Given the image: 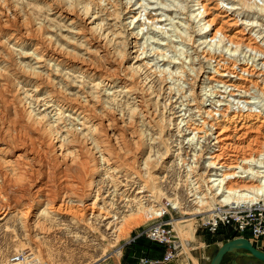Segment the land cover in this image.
<instances>
[{"label": "rangeland", "instance_id": "374dc122", "mask_svg": "<svg viewBox=\"0 0 264 264\" xmlns=\"http://www.w3.org/2000/svg\"><path fill=\"white\" fill-rule=\"evenodd\" d=\"M67 1L9 0V3L12 9L21 15V18L22 16L29 18L27 19L28 21H25L34 26V28L41 25L44 30L48 29L49 31L47 35L48 37H51V43L53 44L55 42L53 45H59L60 48H63L65 53L67 52L66 54H68L69 57L78 60V63L79 60L80 63H82L85 61V59H87L85 62H88L89 56L87 55H90L91 53L88 50L86 51L87 48L84 46L85 44H83L79 38L66 33V30H69L71 27L69 25L70 20L64 18V16L58 17V14L55 13L56 10L59 11L60 9L64 8L65 10H70L72 13H76L75 11L78 12L79 7L90 5L92 10L95 9L93 13H96V17H99L95 23L98 25L104 24L103 26L101 25V28L105 29L106 32L111 34L113 33V22L115 23L118 20L117 13L121 11L124 12L128 7L127 9L132 11V13L123 17V23L129 32L132 31L133 34L135 33L134 36L136 37L135 46H129V51L134 52L131 56L135 57L136 55L140 54L142 48H144L147 59L143 60V63H151L150 66H153V69L155 67L161 70L163 68H168L167 71L173 74V77L171 76L173 79L168 80V84H165L163 82L164 80H162V78H158L157 75L152 73L149 74V80L152 83L151 86L153 94L155 96H159V94L161 95L159 99L160 108H158L160 112L164 106L163 104H166L167 101H169L168 107L171 105L169 107L171 114H168V110V112L165 113L163 117L164 119L165 117L167 118L163 120V123H157L158 125L156 124L158 118L157 115L151 118V123L149 124L147 123L148 121L141 118L140 113H138L140 97H142L144 100H148L153 96V94L152 96H146L145 93L141 91V89L136 90V92L134 91L135 93L133 95L132 93L128 94L125 92V89L121 87H113L112 89H108L106 91L103 90V92L101 90L98 101L95 100V102L93 100L92 103H89L95 107L94 110L97 116L100 114L101 116L106 114L104 112H108L107 114L112 116H122L120 120H123L122 122L124 123H122L121 126H123V129H125L124 131L126 132L124 138L129 141V144L133 143L132 145L130 144V147L132 146L130 148L131 150L129 149L128 154L125 155L124 158H129V162L133 159L132 161L134 169H136V172L138 171L137 176L134 178V175L132 174L127 176V179L123 175L125 173H119L118 175L114 174V176L116 175L119 181L122 182V185L128 184V187L132 190V195H135L136 191L143 188L142 182L140 181L151 179L152 184H154V191H159L161 195L160 202L157 204L151 199L144 198L142 200L143 204L141 203L140 206L149 211L147 218H142L143 216L140 215H130L131 212L126 209V204L123 202H120L122 203L120 204L118 197L114 198V200L117 199L116 202L114 201V207L116 208L113 209V214L111 215L113 216L116 213L117 221L113 220L115 219L114 217L111 219V221L119 224V218L120 221L121 218H124V223L122 222L121 227L118 224L115 226L117 228L120 227L119 231H116L115 229L110 231L106 230V224L95 221L90 214V211H88L87 216L84 214V217H82V219L76 224L74 223V220L71 219V215L66 214H58L54 218L39 217V204H36L33 207V209L30 211V214L26 216L23 215V217L25 216L24 218H21L22 216H20L18 212L11 209L7 216L3 220H0V264H145L144 262L161 260L165 255L163 248L156 243H152L142 235L144 231L147 230L151 225L158 222L170 223L173 230V238L176 239L178 244L181 243L180 249H178L179 251H177L174 259L168 264H209L210 256L217 248H219L223 243L234 238H239L240 236L227 229H221L216 234L209 235L206 228L203 227L204 222H206L214 214L216 209L224 205L223 203L218 202L221 200V196L215 198L214 202H212L213 200H211V198L214 196V194H219L220 192L219 190H216L206 194V182L209 179L211 180L214 178V176L210 177L211 174L215 175L225 170V167L217 169L221 167L220 164L223 166H229L231 163H236L233 165L238 164V166L242 168L244 167L245 171H248L251 176H254L255 173L256 176L259 174V176H264V101L259 103L261 99H254L252 103L244 105L246 104L244 102L247 98H241L242 100H239L237 97L228 96L229 91H232L238 97L240 95L242 96L243 94L241 91H235L232 88L225 89V87H222V85L216 81L218 78L217 72L220 73V75H226L227 73L223 71L224 68H231L234 64L233 62L236 61L235 66L237 67V75L234 73L229 77V79H231V81L235 84L238 83L239 85L242 84L246 86H249L250 82H256L257 86L264 92V67L261 65L263 60H258L256 57L253 59L254 54L251 51H248L246 48H240V51L238 50L237 53L231 55L229 54V51H226V43L220 46L213 45L211 47L210 45L213 43L212 41L210 42V40L212 39L211 37L213 36L214 32L216 30H220L223 34H225L226 37L229 39L231 38L230 40L234 42L237 41L238 38L246 39L250 36L252 39H254L250 41V44L255 45L254 43L256 42L257 45H262L261 47L264 49V39L261 41V39L264 38V17L247 16L245 13L238 16L237 14H239L241 11L240 6H234L233 9L227 0H200V4L206 5L207 8L206 14H203L202 17L199 15L202 14V8L200 4L199 6L197 5L198 3L196 0H132L130 4H128L129 0H92L93 2L91 0H76L73 1L75 6H73L72 2ZM251 1L256 2L259 5L264 3V0ZM70 3H72V5H70ZM233 4L235 5V3ZM49 5L52 6V9H54L53 11H49ZM76 5L77 7L79 5L80 6L77 8ZM139 5H143L144 8H146L144 12ZM74 7H76V9ZM185 14L187 17L189 15H193V18H195L193 23L186 21ZM152 20L157 21L156 28H154V26L151 24ZM207 21H212L210 27L206 26ZM243 28L245 30L242 32L241 30ZM14 29L16 30V28ZM184 29H187L185 33H188L190 36L194 37V43L192 47L191 44L190 46L183 45V42H181L183 41L181 40L182 38H179L178 36V34L180 37L183 36ZM152 30H154V32ZM239 31L242 33H237ZM11 32L12 31L9 30L6 33L10 35ZM12 33L17 34L15 31ZM62 36L65 37L61 39ZM66 36L67 39L69 36L68 40H70V44L69 41L65 39ZM6 37L8 36L2 37L1 40H5ZM27 38L19 40L20 42H18V44H14V40L9 41L8 43L10 48L0 45V56L7 57V53L9 52L13 58H16L15 55L21 53L27 56L26 58L17 57L19 58V61H22V65L26 68L31 65L33 66L35 62L34 60H31V57L35 58L32 51L36 41L34 37ZM217 40L218 38L215 39V41ZM167 45L170 48L166 47ZM139 49L140 52L135 53L136 51H139ZM230 49L231 48L229 47L228 50ZM204 52L205 54L203 55ZM206 52H209L208 55L210 57L212 55L214 59L210 61L206 60L209 57L207 56ZM93 54L91 55L95 56V54ZM108 57L110 56L108 55ZM140 57L143 58L144 56ZM112 58L113 56L107 60L114 62L112 61ZM162 59H164L166 62L169 61L174 64L163 65L165 61H162ZM7 60L9 59L7 58ZM182 60L185 62L183 65L185 71L181 70L184 71V73H179V63ZM132 61L133 60L128 62L129 64H126V67L134 62ZM142 62L137 63L141 66L140 68H144L142 67ZM4 65L5 68L8 66L5 64V62H3L0 64V68ZM43 66L42 69L39 70L41 71V74L44 77H51V79H55V82H59L58 85L61 88L60 92H62L64 95H67V97L71 99L78 101L83 100L82 97H80L81 93L83 91L91 93V84L98 82L96 79L88 80V78L84 77L85 89L79 91L77 89L79 85L78 80L81 79L82 75L78 74L79 71L76 66L70 72H68L69 69H66L65 65L55 66L53 63L48 62ZM246 68L248 69V72L252 73V75L254 74V76L247 75V73H242L240 71V69ZM191 69H193L194 72H191ZM122 70H124V68ZM121 72L122 71H120V73ZM174 73L181 74V76L179 75L178 77L177 75V77H174ZM257 73H261L259 79L256 78L258 75ZM122 74H126V76L129 75V73H125L124 71ZM195 74H200L199 80H196V82L193 80V76ZM129 76H131V74ZM75 77L78 78L77 81ZM238 77L242 78L239 79ZM209 78L212 79L209 80ZM63 79L66 82L63 81ZM29 82L30 84L21 83L18 87H14L13 85V93L11 92V89H7L8 91H4L6 93H4V96L8 99L13 98V95L17 98L22 97L24 101L26 100V103H31L30 100L31 98H34L32 96L34 94H36L35 97L38 99L43 98L45 96V90L41 89L39 92H32L34 88V79H29ZM169 86L172 87L171 95L168 94L169 91L166 90ZM178 86H180L179 89L183 90L184 96H186L187 99L182 98L180 96L181 94L177 92L176 89H178ZM16 90L18 91L14 94V91ZM213 91L218 94L210 95V93ZM191 92L195 95H201L203 98L205 96L206 100H208L206 102L205 111H211L212 116H214L211 119H206V121L209 122L204 128L206 129L204 131H207L206 135L202 133L195 134V132L190 133L189 130H186V123H188V125L191 124L194 128H200L201 123L203 120H205V115L204 117H201L197 112V109L194 108V105H186L188 99L190 98ZM111 98H113L115 101L114 103L110 101ZM148 102L140 106L146 107L143 109H149V106H147ZM136 107H138L137 110L134 109ZM226 107H230V109L226 112L228 118H224V115L221 116L219 113V110L222 111V113H225L224 110ZM237 107H244L243 112L241 111L243 116H245L248 112L246 107L248 109L249 107H253L251 112L252 115L250 117H246L244 120H237L236 123H233L235 125L232 124L231 126L228 119L238 112ZM37 109L38 111H34L33 113L36 114V118L42 121V125L47 126L48 123H53V120L56 118L54 115L57 113L56 110H53L52 107L46 109L44 106L36 108V110ZM4 110L5 108L3 111ZM38 113L41 114L38 115ZM45 113L48 115V117L41 118V115ZM64 116L74 119V121H72L74 125L75 123L76 125L79 124L78 120H75L74 115L71 112H64ZM169 118L172 121L169 122ZM6 119L7 117H3L0 125V127H6L5 130L10 128L8 126L9 120ZM128 119L132 121H128ZM175 123H180L179 128H182L183 131L186 130L185 133H177ZM211 124L216 125L215 127L217 128L210 130L208 126ZM76 127L78 129L80 128L79 126ZM223 127L224 130L227 129V131L224 133L225 136H229V140L225 142H227L226 144L230 143L232 145L226 150L223 149L225 152L218 149V146L215 144L214 140V137ZM5 130L0 133L1 142L9 143V140H20L18 135H12L9 131L5 132ZM34 130L35 128H29V133L25 134L26 140L24 144H18L19 147H15L16 151L13 154L14 158L19 156V159H17L18 163H20L22 166H25L24 170L26 175L22 177V179L20 177V180L18 179L19 182L16 181V183H14V181H9L10 184H7L6 182L7 185H3L5 187H3L2 198L0 199V202L4 203L6 200L3 199H6L5 197H7V199L11 200L12 205L15 204V201H17L19 205H22V203L27 204L34 198L35 194L39 192L40 189H43L45 186L48 188H51V186L58 187L60 184L59 173L61 171H58L55 175H52L53 165L58 160V153L53 151L51 144L48 145V136L45 135V133L42 132L40 128H37L35 131L37 132L40 130L41 133L39 131L35 133ZM130 133L132 134L130 135ZM242 133H246V135L243 136L244 138L240 136ZM193 134H195L196 139L192 138ZM198 136L199 139H197ZM137 139L140 141L139 145L135 144ZM235 147L238 148L236 149ZM239 149L241 150L239 151ZM71 151L72 150H68L66 153H70ZM212 153H215L218 158L220 157V164L219 166H216L215 169H210V162L212 160L207 159ZM149 154L152 161L154 160L152 163L154 167L151 169H146L143 168L141 163H143V161L149 157ZM31 157H36L35 161L31 159ZM39 157H41V159ZM4 158H7V156H4ZM245 161L247 163H245ZM1 169L2 168H0V170ZM106 169L104 168V171H107ZM8 170L10 169L3 168L1 172L6 171L8 173ZM31 173L32 176L30 175ZM243 174L245 175L246 173H238V175ZM126 175L129 174L127 173ZM131 177L134 179H131ZM125 179L127 181L130 180V182L132 181V184H130L129 181L126 183ZM96 180L98 183L96 184L99 187H102V189H105L101 191L103 194L102 197H105L107 194V198L105 197L102 201L104 203L107 202V204L105 203L106 205L109 204V201H113L112 197L110 198V196H115V193H120V191H123V188L121 187L119 188V192H115L113 188H110L109 184L105 183V172L103 171L98 174ZM262 180H264V178ZM231 182L232 183L229 186H232V184L235 182L237 186L234 184L232 186V188L235 189L246 185L241 178H236ZM48 184L51 186H48ZM195 193L198 194L195 195V198L196 196L201 197L202 195L206 194V202L208 203L206 205L207 207L204 206L203 208H199V205L195 203ZM102 202H99L97 206H102ZM161 208L165 209L166 211L164 216L161 218H156L155 215H152V213H156V211L160 210ZM196 210H200L201 214L195 213ZM151 211L153 212L151 213ZM93 214L97 215V211H94ZM0 218L2 217L0 216ZM25 218L28 224L40 223V226L36 229V231L30 233L24 232L22 230L21 222L24 221ZM87 222L90 226L92 224L93 228L97 230L87 229L84 226ZM183 233H188L189 236L186 239V253L184 252V247L182 246V241L185 239H182L181 237V235L183 236ZM179 234L181 235L179 236ZM241 238L247 239L246 237ZM247 240L250 241V239ZM250 242L255 248L264 251V238L256 241L251 240ZM154 247H159V253L156 254L153 252L152 248ZM118 251L119 254L117 253ZM235 252H237V255L234 253L225 254L220 264H262V262L252 258L249 255H243L245 252L242 250ZM150 254L153 256H150ZM17 255L19 257L18 261H14V257Z\"/></svg>", "mask_w": 264, "mask_h": 264}, {"label": "bare ground", "instance_id": "6f19581e", "mask_svg": "<svg viewBox=\"0 0 264 264\" xmlns=\"http://www.w3.org/2000/svg\"><path fill=\"white\" fill-rule=\"evenodd\" d=\"M73 1H76V0H69L67 2L73 3ZM131 1L132 0H129L128 4H130ZM227 1H229V5L233 9H234V6H240L241 11L239 14H237L238 16L240 14L245 13V14H247V16H256V17L263 16L264 17V3L259 5L256 2H253L251 0H227ZM196 2L198 3L197 5L199 6L200 0H196ZM51 3H52V1H51ZM72 3H70V5H72ZM233 3H235V5ZM99 5H101V4H99ZM73 6H75L74 3H73ZM93 6H94V4H93ZM139 6H140V8L143 9L142 11L144 12L146 8H144L143 5H139ZM200 6L202 8V14H199V15H200V17H202L203 14H206L207 8H206V5L200 4ZM48 7H49V11L54 10V9H52V6L49 5ZM76 7H77V5H76ZM76 7H74V8L76 9ZM127 8L124 12L121 11V12L117 13L118 20L115 23L113 22V25H112L113 33H111V34L109 32H106L105 29L101 28L102 24L98 25L95 23L97 18H99V17H96L97 14L93 13V11L95 9L92 10L90 5L79 7L78 12L74 10L76 13H72V12H70V10H67V9L65 10L64 8H62L63 10L62 9H60L59 11L56 10L55 13L58 14V17L64 16V18H67L68 20H70L69 25L71 27L69 30H66V33L71 35V36H76L77 38H79V40L82 41L83 44H85L84 46H86V48H87L86 51L88 50L91 54H93V53L95 54V56H92L91 54L87 55V56H89L88 62H85L87 59H85V61H83V59L81 58L83 62L80 63V60H79V63H78L77 62L78 60H76L75 58L69 57L68 54H66L67 52L65 53L63 51V48H60L59 45H57V44L53 45L55 42L53 44L51 43L52 42L50 40L51 37H48V35H47V33L49 31L48 29H46L47 31L44 30V28L41 27V25L38 27L36 26V28H34V26H32L30 23L27 22L28 21L27 19H29V18H25L22 16V18H23L22 19L20 17L21 15L18 14V12L14 11V9H12V7L10 6L9 0H0V45L3 47L5 46L6 48H10L9 43H8L9 41L14 40V44H18V42H20L19 40L26 39L27 37H30V38L34 37V39L36 41V44L34 45L33 51H32L35 58L31 57V60H34V62H35L33 65L34 67L31 65V66L26 68L22 65V61H19V58H26L27 56L23 55L21 53L16 54L15 55L16 58L15 57L13 58L9 52L8 53L6 52L8 54L7 57L6 56H0V64L5 62V64L8 65L6 68H5V65L0 68V125H1V121H2L3 117L4 118L7 117L6 120H9L8 126L10 127L9 129H6V130H5L6 127L5 128L3 126L0 127V133L3 132L4 130H5V132L9 131L12 135H18L19 139H20L18 141L9 140V143L0 141V168H2V169L3 168H9L10 169V170H8L9 171L8 173L6 171L1 172L2 169L0 170V199L2 198L3 187H5L3 185H5L6 182H7V184H10L9 181L10 182L14 181V183H16V181H18V179L20 180V177L22 179V177H24L26 175L25 170H24L25 166L24 165L22 166L20 163H18L17 159H19L18 158L19 156L14 158L13 154L16 151L15 147H19L18 144H24V142L26 140L25 134L29 133V131H28L29 128L30 129L35 128V130L37 128H40L42 130V132H44L45 135L48 136V141H47L48 145L51 144V148L53 149V151L58 153V160L53 165L52 175H55L58 171H61L59 173L60 174V184L58 185V187H52L51 185L48 184V186H51V188L50 187L48 188L47 186H45V187H47V188L44 187L45 190H44V188L40 189V191L35 194V196L32 200L30 198L31 201L27 204L22 203V205H19V203H17V201H15V204L12 205L11 200H9V199H7V197H5L6 199H3V200H6V201L4 203L0 202V216L2 217V218H0V220H3L7 216V214L9 213V211L11 209L18 212V214L20 216H22L21 218H24L26 215L30 214V211L33 209V207L36 204L37 205L39 204L40 205V209L38 211L39 217L41 216V217H53L54 218L58 214H66V215H71V219H73L74 223L77 224V222L80 221L82 219V217H84V214L87 216L88 211H90V214L92 215V217L94 218L95 221L102 222V223L106 224V225L104 224L105 226H107L106 230L110 231L112 229H115L116 231H119L120 227L122 226V222H123L124 218L123 219L121 218V221L119 218V224L115 223L114 221H111V219H113V217L115 218L113 220L117 221V218H116L117 214L115 213V215H113V216L111 215V214H113L112 213L113 209L116 208V207H114V203L117 201V199L114 200V198L118 197L119 203L123 202L126 204V205L125 204L124 205H125L126 209H128V211L131 212L130 215H140V216H143L142 218H147L148 211H149V210H145L144 207L140 206L142 203V200L144 198L151 199L154 203H157V204L160 202L161 195H160L159 191H157V190L154 191V188H153L154 184H152L151 179L146 180V181H140V182H142L143 188L141 190L139 189L138 191H136L135 195H132V192H131L132 190L128 187V184L127 185L121 184L122 182H120L119 179L116 177V175H118L119 173H125V174H123L125 178L127 176L132 175V174L134 175V178H135V176H137V173H138V171L136 172V169H134L133 161H132L133 159L131 160L132 162L131 161L129 162V160H130L129 158H128L129 160L124 158L125 155L128 154L129 149L132 147V146L130 147V144L132 145L133 143L129 144V141H127L124 138L126 132L124 131L125 129H123V126H121V124L124 123V122H122L123 120L122 121L120 120L122 118V116H120V115L119 116H112V115L107 114L108 112H104L106 114H103L102 116H101V114L99 116H97L95 114L96 112L94 110L95 107L92 104L91 105L89 104V103H92L93 100L98 101L99 94H100L101 90L103 92V90L106 91L108 89H112L113 87H121V88L125 89V92H127L128 94L132 93V95L136 92V90L141 89V91L143 93H145L146 96L147 95L152 96V94H153L152 86H151L152 83L149 80L150 79L149 74H151V73L157 75L158 78H162V80H164L163 82L165 84H168V82H169L168 80L173 79V78H171V76L173 77V74L169 73L167 71L168 68H166V69L163 68L161 70V69L154 66L155 68L153 69V66H150L151 63L149 64L148 62H145V63L142 62L143 60L147 59L145 56L146 52H144L145 51L144 48H142L140 54L136 55L135 57L131 56L132 53H134V52L129 51V46H132V47L135 46L136 37L134 36L135 33L133 34L132 31L129 32V30L127 29V27L123 23V17L132 13V11H129V9H127ZM116 9H117V7H116ZM183 11H180V12H183ZM185 16H186V14H185ZM185 19L187 22L193 23V20L195 18H193V15H189L188 17L186 16ZM25 20H27V21H25ZM113 20H115V19H113ZM212 21H214V20H212ZM212 21H207L206 26L210 27ZM156 23H157L156 20L151 21V24L154 26V28H156ZM144 25H146V24H144ZM185 25H186V23H185ZM14 28H16V30ZM9 30H11L12 32L15 31V32H17V34L11 32V34L8 35L6 32ZM186 30L187 29L183 30L184 34H183V36L181 35L182 37H180L179 34H178V36H179V38H182L181 40H183V41H181V42H183V45L190 46V44H191V47H192L193 43H194V37L190 36L188 33H185ZM244 30L245 29L243 28L241 31L243 32ZM152 31L154 32V30H152ZM241 31H239L237 33L240 34ZM5 36H8V37H6L5 40H1L2 37H5ZM64 37L65 36H62L61 39ZM73 38H75V37H73ZM211 38L212 39L210 40V42L212 41V43H213L210 45L211 47L213 45L214 46H220V45H223L224 43H226L225 44L226 51H229L230 52L229 54H231V55L237 53V51L240 48H246L248 51H251L254 54L253 59H255V57H256L258 60H263V63L261 65H263L262 67H264V49L261 47L262 45L259 46L256 44V42L254 43L255 45L250 44V41L254 40L250 36L246 39L245 38L244 39L238 38V40L234 42V41L230 40L231 38L229 39L228 37H226L225 34H223L220 30H216ZM216 38H218L217 41H215ZM65 39H67V36ZM68 39H69V36H68ZM263 39L264 38H262L261 41ZM68 41L70 44V40H68ZM186 42H187V44H186ZM133 43H134V45H133ZM136 45H137V43H136ZM226 45H228V46H226ZM166 47H169V46L167 45ZM229 47L231 48L230 50H228ZM64 50L67 51L66 49H64ZM138 52H140V49H139V51H136L135 53H138ZM204 54H205V52L203 53V55ZM208 54H209V52L207 53V56H209ZM108 55L110 57H108ZM112 56H113L112 61H114V62L108 61L107 59L111 58ZM140 56H142V57L144 56V57L141 58ZM17 57H19V58H17ZM7 58L9 60H7ZM212 59H214V57H212V55H211V57L209 56L208 59H206V60L210 61ZM131 60H133L134 62L132 61L133 63L126 67V64H129L128 62H130ZM162 61H165V60L162 59ZM183 61L184 60H182L179 63L180 64L179 73H182V72L184 73V71H185L184 67H183L185 62H183ZM48 62L53 63L55 66L65 65L66 69H69L68 72L72 71L76 66V68L79 71V72L77 71L78 74L82 75L81 79H79L80 81L78 80L79 85H78L77 89L79 91H82L85 89V86H84L85 78H88V80L96 79V80H98V82L95 84H91V86H90V89L92 90V92L90 91L91 93H87L86 91H83L81 93L80 97H82L83 100L78 101L75 99H71V98L67 97V95H64V94H62V92H60L61 88L58 85L59 82H55L54 81L55 79H51V77L50 78L44 77L41 74V71H39L42 69V66ZM139 62H142V64H143L142 67H144V68H140L141 66L137 64ZM235 62H233L234 64L232 65L231 68L224 66L226 68H224L223 71L226 72L228 74V76H227V74L226 75L225 74L220 75V73L217 72V75H218L217 76L218 78L216 79L217 83L221 84L222 87H225V89L232 88L235 91H241L243 94L242 96L240 95L238 97L232 91L228 92V96L237 97V98H239V100L241 98H247L244 102L246 104H244V105L252 103V101L254 99H261L259 101V103L264 101V92L262 91L261 88H259L257 86L256 82H254V83L250 82L249 86H246V85H242V84L239 85L238 83L235 84L234 82L231 81V79H229V77L232 74L237 73L236 72L237 67L235 66ZM165 64L170 65V64H174V63L169 62V61H167V62L165 61L163 63V65H165ZM123 68H124V70H122ZM181 70H184V71H181ZM120 71H122V72L124 71L125 73H129V75L131 74V76H129V75L126 76V74L124 75V74H122V72L120 73ZM192 71H193V69H191V72ZM240 71L242 73H247V75L254 76V74L252 75V73L248 72L247 68L246 69H240ZM215 72H216V70H215ZM177 73H174V77L175 76L177 77V75H178V77H179V75L181 76V74H177ZM260 74L261 73H259L256 76L257 79L260 78ZM199 76H200V74L199 75L195 74L193 76V78H194L193 80H195V82H196V80H199ZM76 77H78V76H76ZM181 78H184V77H181ZM241 78L242 77H240L239 79H241ZM29 79H34V84H33L34 88H33L32 92H39L41 89L45 90V96L43 98L38 99L37 97H35L36 94H34V95H32L34 98L33 99L31 98V100H30L31 103H26V100L24 101L22 97L17 98L16 96L13 95V98L8 99L4 96V93H5L4 91L7 89H11V92L13 93L15 86L18 87L19 84H21V83L30 84ZM77 79L78 78H76V81H77ZM211 79L212 78H209V80H211ZM63 81H65V80L63 79ZM164 83H163V85H164ZM178 83H179V81H178ZM13 85H14V87H13ZM179 87L180 86H178V89H176L177 92L181 94L180 96L182 98L187 99V97L184 96L183 90L179 89ZM18 90L14 91V94ZM98 90H99V92H98ZM166 90L169 91L168 94L171 95L172 87L169 86ZM192 90H194V89H192ZM192 92H191V95H190V98L188 99V101L186 100L187 101L186 105H190V104L194 105L195 106L194 108L197 109V112L199 113V115L201 117L202 116L204 117V115H205V120H203V122L201 123L200 128H196V127L194 128L191 124L188 125V123H186V128H187L186 130H189L190 133L195 132V134L202 133V134L206 135L207 131H204V130H206L204 128L209 123L206 121V119H208V118L211 119L214 116H212L211 111H209V110L205 111L206 102L208 101V100H206L205 96L203 98V97H201V95H197V94L195 95ZM217 94L218 93H216L214 91L212 93H210V95H217ZM160 96H161L160 94H159V96L158 95L155 96L153 94V96L151 98H149L148 100L147 99L144 100L142 97H140L139 109H138V107L134 108L136 110L137 109L139 110L138 113H140L141 118H143L144 120H147L148 121L147 123H149V124L151 123V118L155 117L156 115L158 116V118H157V121L156 120H154V121H156V124L157 123L160 124L161 122L163 123V120H165L167 118V117H165V119H164L163 117H164V114L168 112V110H169L168 114L169 115L171 114L170 108H169L171 105L168 107L169 101H167L166 104H163L164 105L163 107L161 105V107H162L161 112L158 109V108H160V104H159ZM248 99H251V100H248ZM110 101L112 103L115 102L113 100V98H111ZM146 102H148L147 106H149V109H143L146 107L140 106ZM17 103L19 104V107H18ZM41 106L46 107V109H48L49 107H52L53 110L57 111V113L54 114L56 116V118L53 120V123H48V125L45 123L47 126L42 125V121L39 120L38 118H36L35 117L36 114L33 113L34 111H38V109L36 110V108H39ZM229 106H230V104H229ZM252 106H254V105H252ZM1 108H3V109L5 108V110L3 111V109H1ZM237 108H238V112H236L231 118L228 119V121L230 122L229 124L231 126L233 123H236L237 120H239V119L244 120V119H246V117H250L252 115L251 112H252L253 107H249V109L246 107L248 112L246 113L245 116H243V114L241 113V111L243 112L244 107L243 108L237 107ZM229 109H230V107H226V109L224 110L225 113H222V111L219 110L220 115L221 116L224 115V118L225 117L228 118V115H226V112ZM66 111L71 112L74 115L75 120H78L79 124L76 125V123H75V125H74L72 122V121H74V119H71V117L67 118V116H64V112H66ZM39 114H41V113H38V115ZM46 117H48V115L46 113L41 115V118H46ZM129 120L130 119H128V121ZM130 121H132V120H130ZM168 121L170 122L172 120L169 118ZM179 125H180V123L175 125L177 133H182V132L185 133L186 130L183 131L182 128L180 129ZM233 125H235V124H233ZM68 126H70V127H68ZM76 126H79L80 128L78 129ZM215 126L216 125L211 124L208 127L210 130H212L214 128H217ZM233 127H235V126H233ZM243 127H245V126H243ZM35 130H34L35 133H37L38 131L40 132V130H38L37 132ZM243 130H244V128H243ZM26 131H28V132H26ZM226 131H227V129L224 130V127H223V128H221L220 132L214 137L215 144L218 146V149L222 150V151H224L223 149L226 150L227 148H230L232 146L230 143L226 144L227 142H225V141L229 140V136H225V134H224ZM238 131H240V130H238ZM257 133H258V130H257ZM131 134L132 133H130V135ZM195 134H193L192 138H195ZM244 135H246V133H242V135H240V136L243 137ZM42 137H44V136H42ZM197 139H199V136L197 137ZM156 143L158 144L157 141H156ZM135 144L139 145L140 141L137 139ZM238 144H240V143H238ZM238 147H235V148L237 149ZM248 148H246V149L249 150ZM242 149H244V148H242ZM68 150H72V151L70 153H66ZM240 150L241 149H239V151ZM250 152H251V150H250ZM4 156H7V158H4ZM148 156L149 157H147L143 161V163H141V164L143 165V168L151 169L152 167H154V165L152 164L154 160L152 161L150 154ZM35 158L36 157H33V158L31 157V159H33L34 161H35ZM39 158L41 159V157H39ZM207 159L212 160L210 162V169H215V167L219 166V164H220V162H219L220 157L218 158V156L215 155V153L214 154L212 153L210 155V157H208ZM246 161H245V163H247ZM231 164L229 166H223L222 164H220L221 167H219L217 169H221L222 167H225V170L222 171L221 173H218L215 175L211 174L210 177L214 176V178L211 180L208 178L209 180L206 182L207 183V185H206L207 186L206 187L207 193L206 194H208V192H213L216 190L217 191L219 190V192H220L219 194H216V193L214 194V196L211 198V200H213L212 202H214L215 198L220 197V196H221V200L218 201L219 203H223L224 205L229 204L231 206H233V205L239 206L242 203L246 204V205H253V204H256L257 202L258 203L261 201L264 202V180H262L264 178V176L263 177L259 176L260 174L256 176V173L254 176H251L248 171H247L248 173L245 171L244 167L242 168V167L238 166V164L233 165L236 163H233L232 165ZM104 168L105 169L107 168L106 169L107 171H104ZM102 171L105 172V179H106L105 183L109 184L110 188H113L115 192H119L120 187L123 188V191H120V193L114 192L115 196H110V198L112 197L113 201L112 202L109 201L108 205H106L107 202H105L106 204L104 202H102L107 194L105 195V197H102L103 194H102L101 190H105V189H102V187H99L97 185L98 183L96 180V178L98 177V174ZM127 173L129 175H126ZM238 173H246V174L245 175L244 174L238 175ZM114 174H116V175L114 176ZM30 175L32 176V173ZM248 175H249V178H248ZM134 178L131 177V179H134ZM139 178H141V177H139ZM236 178H241L246 185L241 186V187L238 186L239 187L238 189L232 188L233 184L236 185L235 184L236 181H235L232 184V186H229L232 183L231 181L235 180ZM126 179H125L126 183H128V181L130 182V180L127 181ZM130 184H132V181L130 182ZM236 186H234V187H236ZM103 188H105V187H103ZM196 189H197V187H196ZM107 190H109V189H107ZM111 191H113V190H111ZM106 193H108V192H106ZM206 194L202 195L201 197L196 196V198H195V195H198V194H196V193L194 194V199L196 200L195 203L197 205H199V208H203L204 206H206L208 204L206 202L207 201ZM5 196H7V195H5ZM32 196H33V194H32ZM3 200H1V201H3ZM99 202H102V206H100V207L97 206ZM210 203H211V201H210ZM210 203H209V206H210ZM219 203H217V204H219ZM117 204H118V202H117ZM120 204H122V203H120ZM156 209H159V208H156ZM131 210H134V211H131ZM94 211H97V215L93 214ZM157 211H158V213H157ZM157 211H156V213H152L153 211H151L152 215H155L156 218H161L162 216H164V214L166 212L165 209H162V208L160 210H157ZM126 212H127V210H126ZM133 212H134V214H133ZM195 213L201 214L200 210H196ZM23 215H25V216L23 217ZM90 218H91V216H90ZM49 219H51V218H49ZM26 221L27 220L25 218L24 221L21 222L22 230L24 232L32 233V232L36 231V229L40 226L39 225L40 223L28 224ZM88 222L84 225L87 229L97 230V229L93 228L91 223H90L91 224V226H90ZM163 223H166L167 225L171 226V224L167 223V222H158L156 224L151 225L147 229V230H149L150 228L155 226V228H154V230L156 231L155 237L151 238V232L152 231H149V233H148L150 240L148 237H146L149 241L152 240L151 241L152 243H155L153 241L159 242V240L161 239ZM117 224L120 226V227L118 226L119 228L115 227ZM94 225H95V222H94ZM96 225H98V224H96ZM171 229H172V227H171ZM171 231H172V238H173V230H171ZM180 235L181 234H179V236ZM181 237H182V239L185 238L184 241H182L183 242L182 246L184 247V252L186 253V246H187V240L186 239L189 237L188 233H183V236L181 235ZM117 253L119 254V251ZM164 256L162 257V259L164 258ZM187 256H186V258H187ZM18 258H19L18 255L15 256L14 261H18ZM162 259L161 260H154V261H150V262H144V263L145 264H154L157 261H162ZM173 259H174V257H173ZM172 260H170L168 263H170Z\"/></svg>", "mask_w": 264, "mask_h": 264}, {"label": "built area", "instance_id": "2783aa9c", "mask_svg": "<svg viewBox=\"0 0 264 264\" xmlns=\"http://www.w3.org/2000/svg\"><path fill=\"white\" fill-rule=\"evenodd\" d=\"M203 227L206 228L209 235H214L221 229H227L240 237L250 239V241L260 240L264 238V202H257L253 205L242 203L239 206L226 204L218 207L212 217L204 222ZM154 228L155 226L145 230L142 235L149 238L148 233L152 231L151 238H154L156 235ZM171 230L170 225L163 223L161 239L159 242L153 241L163 248L165 254L162 261H157L154 264H167L179 251L180 244L172 238Z\"/></svg>", "mask_w": 264, "mask_h": 264}, {"label": "water", "instance_id": "95a60500", "mask_svg": "<svg viewBox=\"0 0 264 264\" xmlns=\"http://www.w3.org/2000/svg\"><path fill=\"white\" fill-rule=\"evenodd\" d=\"M240 250L245 252L243 255H249L264 264V251L255 248L247 239L241 237L231 239L217 248L210 256L209 264H220L225 254L234 253L237 255L235 251Z\"/></svg>", "mask_w": 264, "mask_h": 264}, {"label": "trees", "instance_id": "16d2710c", "mask_svg": "<svg viewBox=\"0 0 264 264\" xmlns=\"http://www.w3.org/2000/svg\"><path fill=\"white\" fill-rule=\"evenodd\" d=\"M148 245H149V244H148ZM149 246H151V245H149ZM144 249H145V248H144ZM152 250H153V252H155L156 254L159 253V247H158V248L154 247V248H152ZM150 256H153V255L150 254Z\"/></svg>", "mask_w": 264, "mask_h": 264}, {"label": "crops", "instance_id": "0c3cea01", "mask_svg": "<svg viewBox=\"0 0 264 264\" xmlns=\"http://www.w3.org/2000/svg\"><path fill=\"white\" fill-rule=\"evenodd\" d=\"M263 251V250H262ZM114 264H120V263H114Z\"/></svg>", "mask_w": 264, "mask_h": 264}]
</instances>
